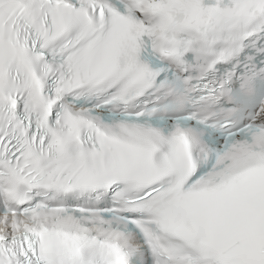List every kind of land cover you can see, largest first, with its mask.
<instances>
[{"label": "snow or ice", "instance_id": "6c2138e0", "mask_svg": "<svg viewBox=\"0 0 264 264\" xmlns=\"http://www.w3.org/2000/svg\"><path fill=\"white\" fill-rule=\"evenodd\" d=\"M0 264H264V0H0Z\"/></svg>", "mask_w": 264, "mask_h": 264}]
</instances>
